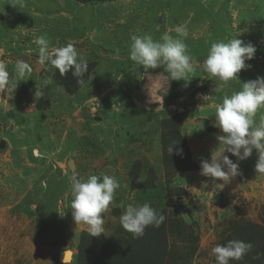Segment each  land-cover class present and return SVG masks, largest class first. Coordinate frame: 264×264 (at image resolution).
<instances>
[{
  "label": "rangeland",
  "instance_id": "obj_1",
  "mask_svg": "<svg viewBox=\"0 0 264 264\" xmlns=\"http://www.w3.org/2000/svg\"><path fill=\"white\" fill-rule=\"evenodd\" d=\"M72 1L0 0V61L14 78L17 60L33 68L14 92L0 93V264H61L57 255L67 248L76 264L73 231L87 226L73 219V172L118 180L103 214L107 238L130 237L120 216L130 203H149L166 219L143 237L167 242V264H214L211 250L228 236L254 224L264 229V175L256 174L255 150L242 161L223 153L239 164L228 183L201 175L200 166L223 147L214 126L223 96L264 77V0ZM178 25L187 27L184 42L199 61L187 87L183 80L172 87L163 66L145 71L129 58L132 35L159 41L164 33L176 37ZM39 35L52 47L72 43L95 63L73 92L56 79L58 70L37 63ZM234 37L257 51L240 80L221 88L203 61L212 42ZM37 90L44 95L37 98ZM172 141L179 144L170 155ZM148 177L152 188H133Z\"/></svg>",
  "mask_w": 264,
  "mask_h": 264
},
{
  "label": "clouds",
  "instance_id": "obj_2",
  "mask_svg": "<svg viewBox=\"0 0 264 264\" xmlns=\"http://www.w3.org/2000/svg\"><path fill=\"white\" fill-rule=\"evenodd\" d=\"M174 31L177 33L176 37L164 33L159 41L149 34L132 35L129 58L145 71L163 66L171 81L183 80L184 87H187L192 79L189 74L195 71V65L199 61L189 54L188 46L184 42L189 35L187 27L178 25ZM236 37L227 42H212L203 61V71L210 79L218 80L221 88L227 86L230 81L240 80L238 74L251 68L246 62L254 59L257 51L251 42L245 43ZM34 43L38 46V64L45 68L50 66L62 76L71 72L74 77L79 78V85L85 82L83 77L88 71V62L74 44L52 47L47 35L36 36ZM32 71L33 68L28 62L17 60L14 78L6 63L0 61V93L14 92L18 86L17 79L23 81ZM58 91L62 89L58 88ZM35 95L38 98L44 94L37 90ZM214 115V126L222 133L216 137L219 141L218 148L223 147L215 156L213 154L216 151L212 154L211 162L201 160V175L228 183L231 178L240 174L239 164L223 153L227 151L242 161L250 157L253 150L258 154L256 174L264 175V77L258 76L255 80L243 82L241 90L231 95L225 94L222 102L216 106ZM178 144L172 141L168 146L170 155L173 153V147ZM182 153L183 149L176 147V154ZM119 188L120 184L114 176L92 174L85 179L73 172L70 192L73 197L71 210L75 223L87 226L88 234L92 237L104 234L103 214L109 210ZM165 219V215L158 213L149 203H130L120 216V224L132 234L133 239H140L145 235L147 227L159 228ZM252 249L253 244L250 242L230 240L226 245L217 244L211 253L215 256L216 264H230L232 261H242ZM72 256V251L67 248L62 264H70Z\"/></svg>",
  "mask_w": 264,
  "mask_h": 264
},
{
  "label": "trees",
  "instance_id": "obj_3",
  "mask_svg": "<svg viewBox=\"0 0 264 264\" xmlns=\"http://www.w3.org/2000/svg\"><path fill=\"white\" fill-rule=\"evenodd\" d=\"M80 2H90L91 0H77ZM107 1V0H100ZM95 66L94 62L88 63V71L84 75V81L87 80L91 70ZM163 70H166L163 67ZM155 71V69H152ZM56 79L61 81V84L69 88L70 92L80 87L77 84L78 77H74L71 72L61 75L59 71L56 73ZM171 86L176 87L175 81H171ZM175 89V88H174ZM135 180V176L132 175ZM152 178H146L144 181H133V188H152L154 186ZM165 223V221L163 222ZM253 230L239 233L241 236H228L222 241L221 245H226L230 240H243L253 244V249L249 252L242 261H232L230 264H264V229L256 226ZM151 226L145 229H150ZM156 229V228H152ZM261 229V230H255ZM255 230V231H254ZM78 253L75 255L76 264H167L166 258L168 255V245L164 240L148 241L144 237L133 239L130 237L121 239H110L104 234L99 237H92L87 230H82L79 235ZM58 262L59 257L57 255ZM62 264V263H61ZM72 264V263H70ZM214 264L216 260L214 259Z\"/></svg>",
  "mask_w": 264,
  "mask_h": 264
},
{
  "label": "crops",
  "instance_id": "obj_4",
  "mask_svg": "<svg viewBox=\"0 0 264 264\" xmlns=\"http://www.w3.org/2000/svg\"><path fill=\"white\" fill-rule=\"evenodd\" d=\"M72 1V0H71ZM72 2H74V1H72ZM77 3H79V2H77ZM76 3V4H77ZM79 5L80 6H77V7H80V8H82L81 6H82V4L81 3H79ZM74 232V234L76 235V237L74 238L73 236H72V242H74L75 243V239H78L79 238V235H80V232L81 231H78V230H76V231H73Z\"/></svg>",
  "mask_w": 264,
  "mask_h": 264
},
{
  "label": "water",
  "instance_id": "obj_5",
  "mask_svg": "<svg viewBox=\"0 0 264 264\" xmlns=\"http://www.w3.org/2000/svg\"><path fill=\"white\" fill-rule=\"evenodd\" d=\"M71 163V165H72V163H73V161H71L70 162ZM69 250H71V249H69ZM65 251V250H64ZM64 251H62L61 253H60V256H59V261L62 263V261H63V255H64ZM72 251V250H71ZM72 253H73V251H72ZM72 259H73V256H72ZM72 259H71V261H72ZM70 261V262H71Z\"/></svg>",
  "mask_w": 264,
  "mask_h": 264
}]
</instances>
